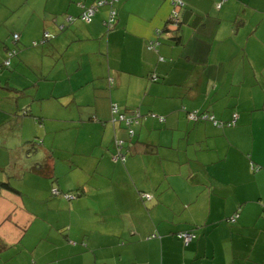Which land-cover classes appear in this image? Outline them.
<instances>
[{"label":"crops","instance_id":"obj_1","mask_svg":"<svg viewBox=\"0 0 264 264\" xmlns=\"http://www.w3.org/2000/svg\"><path fill=\"white\" fill-rule=\"evenodd\" d=\"M98 1L0 7V57L18 50L0 72V130L12 148L41 154L28 197L45 209L36 218H50L28 253L23 222L34 215L23 200L18 229L9 223L8 190L24 191L1 179L13 188L0 186L11 209L0 264H264V0H184L179 28L164 31L171 0H106L82 20ZM136 109L131 136L119 115ZM189 229L186 245L177 233Z\"/></svg>","mask_w":264,"mask_h":264},{"label":"rangeland","instance_id":"obj_2","mask_svg":"<svg viewBox=\"0 0 264 264\" xmlns=\"http://www.w3.org/2000/svg\"><path fill=\"white\" fill-rule=\"evenodd\" d=\"M7 0H0V7L3 8L5 7V5ZM42 45V44H39ZM36 47V46H33ZM1 55V54H0ZM7 57V55H6ZM5 57V58H6ZM45 65H52L54 61H56L57 56H51L49 54H47L46 56L43 57ZM3 58L0 57V64L3 62ZM56 65V64H55ZM44 91V89H42V92ZM5 93H9V95H15V92H6ZM3 128V127H2ZM7 135H5L4 133L2 134L1 130H0V146H6L4 150H7L8 152H10L11 155V159L7 157L4 158H0V180L1 179H5L6 177L12 181L13 184H15L16 186L22 188V190L24 191V194H22L21 196H18L16 194H12L11 191L8 190V194H10V198H8L9 200H11V202L13 203V201L16 203L13 206H15V212L13 214V216H11V218L8 219V221H11L9 223H12V226L17 230V226L16 223L19 222V220L22 219V214L21 212H23V200H25V202H29V197L31 198H36L38 196V192L33 190V189H29V186L34 187L35 185H37V183H32L33 180L37 179V175H35V173H33V171H31L28 166L32 165V162L36 161L39 156L40 158L42 157L41 154L37 157L36 153L31 154L28 156L27 152L24 151V147H21L20 150H18V148L22 145V143L19 142L18 145H15L14 148L11 147V143L9 142H5ZM47 143L50 144V138L46 139ZM25 146V145H24ZM27 148V147H26ZM28 168V169H27ZM11 169V170H10ZM13 172V173H12ZM7 174H11L8 175ZM23 175H26V177L24 178ZM44 179V182L46 181V183H54L56 184V181H53L52 179ZM31 181V182H30ZM53 181V182H52ZM12 184V185H13ZM13 185V186H15ZM57 185H54L53 187H51V192L53 193V195L59 193V189H57ZM58 192H55V191ZM4 191V192H3ZM6 190L3 189L2 192L0 193V220L2 221L4 217L7 216V213L11 210H8L6 207ZM47 193L45 192L44 195L45 196ZM72 194V193H71ZM147 194V193H145ZM4 197H1L3 196ZM150 195V194H148ZM151 196V195H150ZM22 202V203H21ZM30 203V204H29ZM28 203V208L29 210L32 212V215H34V220L32 221V216L31 218L28 216H25V220L23 222V224H25L26 222H30L31 225L27 231V236L24 239V243L27 247L28 253H31L33 251L34 248L32 247H37L38 243L40 242V238L41 236L39 235L40 233L46 232V230H49L48 225H50V218H44L42 220V217H38L36 218L35 215L39 213V210L42 209V211H44L45 209L43 207H38L37 206V202L35 201H30ZM34 206H32V205ZM3 215V216H1ZM46 217V215H45ZM41 219V220H38ZM6 224H3L1 226H4ZM0 226V227H1ZM2 230L3 227L1 228ZM30 246V247H29ZM40 246H42V244H40ZM31 260H33V258H31Z\"/></svg>","mask_w":264,"mask_h":264},{"label":"built area","instance_id":"obj_3","mask_svg":"<svg viewBox=\"0 0 264 264\" xmlns=\"http://www.w3.org/2000/svg\"><path fill=\"white\" fill-rule=\"evenodd\" d=\"M172 5H173V14L171 15V19L173 21H175V23L177 24L178 22H180L179 17H177V13H178V8H180V6H182L184 4V0H171ZM107 3L106 0H100L97 3L91 5L90 7H88L82 14V19L86 20V21H90L91 17L93 16V14L98 10V7L100 5H103ZM116 16V11L113 10L112 14H111V21L115 18ZM109 21V24L110 22ZM158 42L156 40H151L149 42V48H155L156 44ZM155 78V77H154ZM113 110L117 111V106L114 105L113 106ZM153 116H156L155 114H152ZM236 116V115H235ZM120 120L125 122V125L128 127V131L129 134L131 136H133L135 134V129H134V125L140 124L141 122V113L139 111H136V114L133 117H125L123 114H120L119 116ZM189 118L193 119V120H199V119H213V116H210L208 114H199L197 113V111H192L189 112ZM160 120L164 121L165 117L164 116H160ZM215 124H217V121H214ZM124 143L123 140H118L117 144L119 146H122ZM55 192H58L57 190ZM144 197L146 198H150L151 196L148 194H143ZM67 198H73L74 195L73 194H66ZM237 218V214L232 216V220L235 221ZM182 237L184 238L185 243H189L191 242L194 237H195V233L193 231H184L181 233Z\"/></svg>","mask_w":264,"mask_h":264},{"label":"trees","instance_id":"obj_4","mask_svg":"<svg viewBox=\"0 0 264 264\" xmlns=\"http://www.w3.org/2000/svg\"><path fill=\"white\" fill-rule=\"evenodd\" d=\"M184 6V4L182 5V6H180V8H182ZM172 14H173V11H172ZM171 14V15H172ZM81 17V19H82V15L80 16ZM177 17H180V12L178 11V13H177ZM83 20V19H82ZM180 20V19H179ZM84 21H86V20H84ZM86 22H89V21H86ZM179 25H180V22H178L177 24L175 23V21H173L172 19H171V16H170V18H169V20L167 21V23H166V26H165V28L162 30V31H164V30H166L167 28H169V29H174V30H176V29H178L179 28ZM47 37H48V34L47 35H45L44 34V36H43V38L41 39V40H34L33 42H32V46H37V45H39V44H41V43H43V42H45L46 40H47ZM176 38H178V36L176 37ZM19 39H20V34L19 33H14L13 34V41H14V43H17L18 41H19ZM150 49H152V48H150ZM17 52H18V50H17V48L16 47H11V48H8V50H7V57L4 59V61H3V63L0 65V72H1V70H2V68L3 67H10V65H11V63H12V59H13V57L14 56H16V54H17ZM136 111H138L137 109L136 110H134V111H132V112H129V113H124V112H121V114H123L125 117H133L135 114H136ZM25 112V111H24ZM26 114H28V111H26L25 112ZM202 114H208V115H210V116H213V119H199V120H210V121H212L213 123H214V125H216V126H221V125H224V123H222V122H220L219 120H217L216 118H215V116L214 115H212V114H210V113H208V112H206V113H202ZM236 115V116H235ZM120 116V115H119ZM141 116H142V114H141ZM237 117H238V114L237 113H234L233 114V119L231 120V121H229L228 123H227V125H229V126H231V125H235L236 124V120H237ZM159 119H160V117H159ZM119 120H120V118H119ZM199 120H194V121H199ZM122 121V120H121ZM161 121V120H160ZM165 121V120H164ZM214 121H217L218 123L217 124H215V122ZM123 123H125L124 121H122ZM163 122V121H162ZM137 125H139V124H137ZM135 126L136 125H134V129H135ZM126 128H127V130H128V127L126 126ZM128 134H129V131H128ZM32 148V147H31ZM150 150H152L153 148H149ZM40 165V164H39ZM42 166V165H41ZM0 186H5V187H8V188H13V187H11V185L9 184V182L8 181H0ZM73 194L74 195V197L73 198H68L69 200H71V199H74L76 196H77V193L76 192H66V194ZM79 194V193H78ZM237 213H235L234 215H236ZM233 216V215H232ZM232 216L231 217H229V219H228V221L229 222H235L236 220H237V218H236V220L235 221H233L232 220ZM237 216H238V214H237ZM184 231H193L194 233H195V237H194V239L196 238V236H197V233H196V231L194 230V229H189V230H184ZM184 231H180V232H178L177 233V236L183 241V243H185V241H184V238L182 237V235H181V233L182 232H184ZM193 239V240H194ZM192 240V241H193ZM191 241V242H192ZM191 242H189V243H185L186 245H188V244H190Z\"/></svg>","mask_w":264,"mask_h":264}]
</instances>
